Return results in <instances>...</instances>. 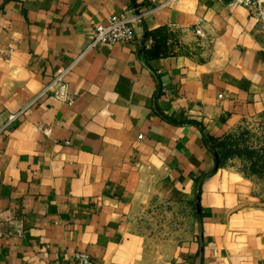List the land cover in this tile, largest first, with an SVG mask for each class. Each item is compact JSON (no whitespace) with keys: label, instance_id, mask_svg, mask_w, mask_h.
<instances>
[{"label":"crops","instance_id":"obj_1","mask_svg":"<svg viewBox=\"0 0 264 264\" xmlns=\"http://www.w3.org/2000/svg\"><path fill=\"white\" fill-rule=\"evenodd\" d=\"M253 1L0 0V264H264V175L204 137L264 135Z\"/></svg>","mask_w":264,"mask_h":264},{"label":"built area","instance_id":"obj_2","mask_svg":"<svg viewBox=\"0 0 264 264\" xmlns=\"http://www.w3.org/2000/svg\"><path fill=\"white\" fill-rule=\"evenodd\" d=\"M149 2H156L159 0H147ZM250 3H254L253 0H248ZM260 13V12H259ZM138 16L131 14L130 12H122L114 14L108 18L107 22L97 24L95 32L92 38L89 40L87 50H95L106 45H114L118 43H131L136 40L135 23ZM199 36H203L204 32L202 28L196 30ZM62 77L58 78L60 81ZM17 115H13L6 120H3L0 116V134L4 133L12 121H15ZM264 130V128H263ZM69 264H99L93 256L85 251L76 252L74 255V261Z\"/></svg>","mask_w":264,"mask_h":264},{"label":"trees","instance_id":"obj_3","mask_svg":"<svg viewBox=\"0 0 264 264\" xmlns=\"http://www.w3.org/2000/svg\"><path fill=\"white\" fill-rule=\"evenodd\" d=\"M161 33L160 30L157 33ZM151 33L149 32V35ZM204 130V129H203ZM244 133H241L243 137ZM206 145L216 154L218 168L225 166L231 158L241 157L250 162L249 170L257 175H264V155L247 145L241 146V137L230 134L223 139H217L204 132ZM217 169L214 171L216 172Z\"/></svg>","mask_w":264,"mask_h":264},{"label":"rangeland","instance_id":"obj_4","mask_svg":"<svg viewBox=\"0 0 264 264\" xmlns=\"http://www.w3.org/2000/svg\"><path fill=\"white\" fill-rule=\"evenodd\" d=\"M246 128H243L238 133H234L237 137H241V133H244L243 137H241V146L247 145L251 148H254L259 151L261 155H264V135L257 134L256 132L252 133L249 131L250 125H246ZM161 214V213H160ZM162 232H167L166 228H161Z\"/></svg>","mask_w":264,"mask_h":264}]
</instances>
